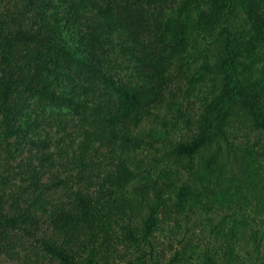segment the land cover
<instances>
[{
    "label": "trees",
    "instance_id": "1",
    "mask_svg": "<svg viewBox=\"0 0 264 264\" xmlns=\"http://www.w3.org/2000/svg\"><path fill=\"white\" fill-rule=\"evenodd\" d=\"M264 264V0H0V264Z\"/></svg>",
    "mask_w": 264,
    "mask_h": 264
},
{
    "label": "rangeland",
    "instance_id": "2",
    "mask_svg": "<svg viewBox=\"0 0 264 264\" xmlns=\"http://www.w3.org/2000/svg\"><path fill=\"white\" fill-rule=\"evenodd\" d=\"M15 253L12 252L13 255L8 261L11 264H44L40 258L34 255V252L29 250L28 248L18 247V249L14 248Z\"/></svg>",
    "mask_w": 264,
    "mask_h": 264
}]
</instances>
